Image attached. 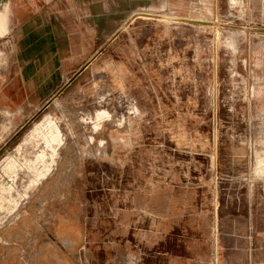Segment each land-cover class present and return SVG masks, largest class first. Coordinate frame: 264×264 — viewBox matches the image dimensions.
<instances>
[{
    "label": "rangeland",
    "instance_id": "1",
    "mask_svg": "<svg viewBox=\"0 0 264 264\" xmlns=\"http://www.w3.org/2000/svg\"><path fill=\"white\" fill-rule=\"evenodd\" d=\"M10 2L0 264H264V0Z\"/></svg>",
    "mask_w": 264,
    "mask_h": 264
},
{
    "label": "crops",
    "instance_id": "2",
    "mask_svg": "<svg viewBox=\"0 0 264 264\" xmlns=\"http://www.w3.org/2000/svg\"><path fill=\"white\" fill-rule=\"evenodd\" d=\"M10 7V0H0V29H2L4 19H6ZM4 29H8V26H5Z\"/></svg>",
    "mask_w": 264,
    "mask_h": 264
}]
</instances>
